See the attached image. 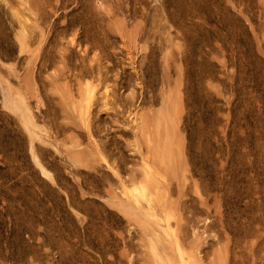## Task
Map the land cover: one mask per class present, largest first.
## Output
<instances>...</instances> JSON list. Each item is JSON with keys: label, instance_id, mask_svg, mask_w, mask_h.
I'll list each match as a JSON object with an SVG mask.
<instances>
[{"label": "rangeland", "instance_id": "rangeland-1", "mask_svg": "<svg viewBox=\"0 0 264 264\" xmlns=\"http://www.w3.org/2000/svg\"><path fill=\"white\" fill-rule=\"evenodd\" d=\"M0 264H264V0H0Z\"/></svg>", "mask_w": 264, "mask_h": 264}]
</instances>
